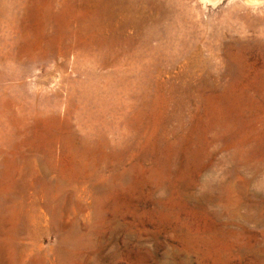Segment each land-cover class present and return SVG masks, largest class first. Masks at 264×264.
<instances>
[{
  "label": "rangeland",
  "instance_id": "rangeland-1",
  "mask_svg": "<svg viewBox=\"0 0 264 264\" xmlns=\"http://www.w3.org/2000/svg\"><path fill=\"white\" fill-rule=\"evenodd\" d=\"M0 264H264V0H0Z\"/></svg>",
  "mask_w": 264,
  "mask_h": 264
}]
</instances>
